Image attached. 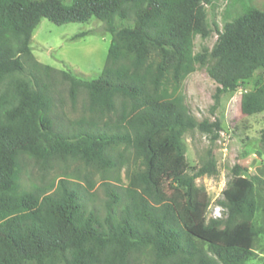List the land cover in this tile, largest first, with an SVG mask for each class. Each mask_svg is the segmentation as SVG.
I'll return each instance as SVG.
<instances>
[{"label":"trees","instance_id":"1","mask_svg":"<svg viewBox=\"0 0 264 264\" xmlns=\"http://www.w3.org/2000/svg\"><path fill=\"white\" fill-rule=\"evenodd\" d=\"M211 2L0 0V264H131L145 251L150 264L254 259L255 243L264 236V178L236 164L219 200L224 216L208 219L209 195L196 179L216 172V159L211 152L190 174L183 136L199 129L214 143L222 124L198 120L181 95L161 89L170 75L178 85L200 64L218 83L217 104L260 73L256 87L243 94L242 111H264V4L233 0L232 20L213 49L195 54V36L211 33ZM92 17L113 37L103 71L83 79L63 70L61 77L70 83L73 99L86 88L92 108L117 112L119 95L129 102L108 129L71 133L58 128L51 114L58 70L35 59L31 42L43 18L64 24ZM121 143L133 148L143 169L129 176L123 193L109 190L120 212L108 202L100 216L67 179L50 192L21 189L25 156L44 166L68 157L115 165L109 149ZM195 238L206 241L208 250Z\"/></svg>","mask_w":264,"mask_h":264},{"label":"rangeland","instance_id":"2","mask_svg":"<svg viewBox=\"0 0 264 264\" xmlns=\"http://www.w3.org/2000/svg\"><path fill=\"white\" fill-rule=\"evenodd\" d=\"M263 5L264 0H255ZM233 0H212L206 5L207 21L211 33L207 37L197 34L194 38V53L204 48L212 50L219 38V31L232 20ZM132 18L126 23H132ZM116 23H120L116 20ZM219 29V30H218ZM112 34L105 31L104 23L96 17L88 21L57 24L43 18L33 33L31 48L33 56L42 64L50 65L58 71L52 80L53 105L51 114L55 125L68 132L84 129L107 128L115 123L128 99L119 95L115 98L117 112L106 108H92L88 90L81 87L77 98L70 93V83L65 81L60 71H71L83 79L98 77L103 71L112 42ZM24 61L29 65V59ZM260 73L245 80L235 91L221 96L215 104L214 95L218 83L207 71L206 66L197 64L196 70L187 74L180 84L167 78L161 89L169 95H181L191 112L198 120L219 119L222 130L213 143L211 135L199 129L189 130L183 136L189 173L194 174L214 153L217 171L199 176L196 182L206 189L209 195L207 217L224 216V208L219 200L224 197V190L233 176V168L241 164L249 168L253 175L264 178V111L247 115L242 111V97L256 87ZM115 165L105 163L89 164L83 160L68 157L52 161L44 166L33 159H21L20 184L22 190L39 188L50 192L57 187L61 179H67L78 190L88 207H95L100 216L107 213V203L111 202L116 212L122 209L115 198L108 194L113 189L124 192L129 185V176L143 169L140 159L136 158L133 148L121 143L109 149ZM50 190V191H49ZM54 190V189H52ZM197 245L208 250V243L195 238ZM256 256L247 264H264V236L255 243ZM135 257V255H134ZM131 264H150L147 252L139 254Z\"/></svg>","mask_w":264,"mask_h":264}]
</instances>
